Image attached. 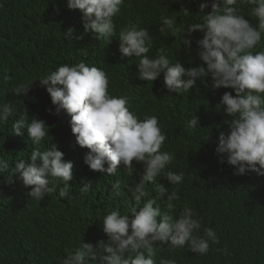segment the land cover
I'll return each instance as SVG.
<instances>
[{
    "label": "clouds",
    "instance_id": "clouds-1",
    "mask_svg": "<svg viewBox=\"0 0 264 264\" xmlns=\"http://www.w3.org/2000/svg\"><path fill=\"white\" fill-rule=\"evenodd\" d=\"M241 3L253 5L251 15L257 19L256 26L241 14L238 6ZM66 7L81 12L85 34L92 33L94 39L107 40V44L116 36L121 60L140 58L136 65L140 82L119 96L109 93L105 71L83 61L60 65L36 80L55 110L47 111L62 119L66 128L62 136L65 137L61 138L68 146L62 149L65 153L86 151L83 162L78 160L80 169L87 174L100 172L113 176L121 166L132 175L133 161L142 165L139 183L129 188L137 205L150 195L146 185L154 183L162 173L171 185H179L184 174L165 171L174 155L165 148L167 137L162 130L170 123H179L186 114L180 109H168L167 103L193 104L196 101L193 89L207 78L206 100L214 103L216 116L231 118L224 121L227 132L218 134L215 147L218 162L233 177L264 178V51H254L264 34V0H200L198 7L195 0H67ZM121 10H153L150 16L159 18V32L154 31V42L158 45L154 57L148 55L153 49V36L148 28L129 25L116 33L113 18ZM197 32L202 38L192 36ZM73 33L74 29L69 28L64 39L83 38L74 37ZM165 44L172 45L167 48L162 46ZM189 52L196 53L199 64L184 66ZM30 86L19 85L15 95L26 96ZM39 86L36 88L46 100L47 95ZM140 99L155 111L162 105L161 120L139 113L136 108ZM13 114L10 103L0 105V123ZM186 127L196 132L200 128L199 116L193 114ZM12 128L16 136L26 129L30 143L36 147L28 161L21 159L15 163L7 183L19 181L30 188L24 193L36 202L56 192L62 184L59 197L67 198L76 164L65 161L63 152L55 145L41 151L42 141L49 135L46 123L35 117L29 122L22 116ZM9 168V162L0 157V174ZM114 187L118 189L119 183ZM80 191L86 194L90 188L84 185ZM157 191L161 197L167 195V207L173 210L172 202L179 199L177 191L168 194L163 184L157 185ZM196 207V202L188 198L174 218L170 212H162L156 198H148L139 209L131 206L130 214L112 210L101 224L107 241L100 240L95 245L80 242L65 257L58 258V264H231L229 252L219 244L213 229H205V236L196 235L201 228ZM236 221L237 225L230 219L226 231L239 228V232H246L245 221L241 225L240 217ZM250 230L254 232H250L249 264H264V215L260 221L251 220ZM75 231L69 228L68 233ZM162 246L169 250L184 248V257L155 260Z\"/></svg>",
    "mask_w": 264,
    "mask_h": 264
},
{
    "label": "trees",
    "instance_id": "trees-1",
    "mask_svg": "<svg viewBox=\"0 0 264 264\" xmlns=\"http://www.w3.org/2000/svg\"><path fill=\"white\" fill-rule=\"evenodd\" d=\"M195 2L198 7L200 0ZM66 3L67 0H0V105L10 103L14 108V114L6 122L0 123V157L10 165L7 172L0 174V264H58V258L65 257L80 242L93 245L100 240L106 242L101 224L112 210H119L122 215L130 214L131 206L139 209L148 198H156L162 212H170L174 218L179 216L188 198L194 200L197 204L194 210L196 218L201 223L196 235L205 236V229H213L219 244L229 252L231 264H249L252 247L250 232H254L250 230V223L251 220L260 221L264 215V178L233 177L224 164L218 162L215 154L218 134L220 131L227 132L228 126L224 121L231 118L216 116L214 103L206 100L209 92L207 78L204 84L198 82L193 89L196 97L193 104L173 106L167 103L168 109H180L186 114L179 123H170L162 130L167 137L165 148L174 155V160L165 171L183 173V181L179 185H171L162 173L154 183L146 185L150 195L139 205L132 200L129 188L139 183L142 165L133 161L135 171L132 175L121 166L113 176L100 172L87 174L78 166V160L83 162L86 151L76 153L67 150L66 154L62 149L68 146L66 140L62 139L66 128L62 119L55 118V114L47 111L52 109L54 113L55 110L45 89L36 80L60 65L71 66L83 61L106 72L111 95L130 92V88L140 82L136 67L140 58L121 60L116 36L107 44V40L94 39L92 33L85 34L81 12L68 10ZM238 6L241 14L256 26L257 19L251 15L253 5L241 3ZM152 12L121 10L113 22L117 34L129 25L148 28L153 36V49L148 55L154 57L158 48L154 42V31L159 32L160 20L151 17ZM195 18L200 21L196 14ZM69 28L74 29V37L83 38L65 40L64 33ZM192 36L202 38L198 32ZM170 45L162 46L168 48ZM254 51H264V34ZM184 60V66L200 63L193 52H189L188 59ZM21 84H32L24 97L15 95L14 91ZM36 86L44 90L46 100ZM188 98L191 99L192 94ZM147 107L148 102L140 99L136 110L155 115L161 120L162 105L157 111ZM193 114L200 118V128L194 133L186 127ZM22 116L29 122L33 117L43 120L48 126L49 135L42 141L41 151L55 145L63 152L65 161L76 164L75 179L72 185L69 183L71 189L67 198L59 197L62 184L56 192L36 202L24 193H28L30 188H25L19 181L12 185L7 183L15 163L21 159L28 161L36 147L30 143L26 129L22 130L20 136L13 135L12 125ZM55 137L60 140H54ZM117 183L118 189L114 187ZM158 184L167 187L168 194L177 191L179 199L172 202L175 206L173 210L167 207V195L159 196ZM84 185L90 188L86 194L80 191ZM238 217L240 225L245 221L247 231L239 232V228L226 231L228 221L233 219L237 225ZM69 228L77 231L70 234ZM182 251L186 249L169 250L162 246L154 259L183 258Z\"/></svg>",
    "mask_w": 264,
    "mask_h": 264
}]
</instances>
